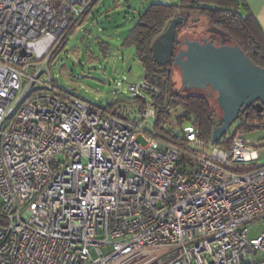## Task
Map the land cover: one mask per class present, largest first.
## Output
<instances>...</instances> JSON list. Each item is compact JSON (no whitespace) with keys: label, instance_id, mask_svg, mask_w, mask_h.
I'll return each instance as SVG.
<instances>
[{"label":"built area","instance_id":"built-area-1","mask_svg":"<svg viewBox=\"0 0 264 264\" xmlns=\"http://www.w3.org/2000/svg\"><path fill=\"white\" fill-rule=\"evenodd\" d=\"M95 1L0 0V264H264L245 132L213 144L187 123L185 155L154 128L156 85L127 83L145 103L129 119L56 93L46 65Z\"/></svg>","mask_w":264,"mask_h":264},{"label":"trees","instance_id":"trees-1","mask_svg":"<svg viewBox=\"0 0 264 264\" xmlns=\"http://www.w3.org/2000/svg\"><path fill=\"white\" fill-rule=\"evenodd\" d=\"M181 9L185 11L187 19L182 15L184 21L177 27L176 45L181 43L178 34L183 26L189 25L196 32H204L209 27H217L230 37V43H238L256 64L264 67V31L244 0L153 2L140 14L138 21L130 29L123 44L135 47L136 56L145 69V81L160 88L158 95L153 96V106L157 110L154 128L168 144L177 145L186 155L187 143L181 135L185 124H196L200 128V137L211 139L214 128L221 124L222 120L213 106V95L210 94V90L208 93L194 89V91L183 92L176 87L173 80L175 51L169 63H160L154 60L153 42L165 31L172 19L178 16L177 13ZM212 34L216 35L215 33ZM54 83L58 95L86 100L61 87L55 79ZM144 104V101L140 99H132L131 97L126 99L118 96L107 104L100 105L110 114L129 119L131 114L127 110L130 107L133 109L142 108ZM176 107H180V112L176 117H173L171 109ZM260 117L261 112L252 105L240 114L239 119L242 122L241 126H243L244 123L252 122ZM172 118L177 128L180 127L178 133H175L174 129L170 127ZM226 134L220 139V144H227L225 141ZM5 225L6 219L0 215V227Z\"/></svg>","mask_w":264,"mask_h":264},{"label":"rangeland","instance_id":"rangeland-1","mask_svg":"<svg viewBox=\"0 0 264 264\" xmlns=\"http://www.w3.org/2000/svg\"><path fill=\"white\" fill-rule=\"evenodd\" d=\"M153 2L177 3L178 0H96L75 26L68 30L66 38L46 65L57 83L76 95L101 105L112 101L115 95L130 98L126 90L127 83L145 81V69L136 56L135 47L126 46L123 42L140 14ZM177 15L185 17V11L181 9ZM199 35V32L187 25L182 27L178 38L183 40L186 37L197 38ZM44 76L45 73L42 74ZM173 80L183 92L194 91L183 84L178 66L173 68ZM118 82L122 85H118ZM215 96L213 94L212 103L221 117L222 111ZM131 108L127 112L130 113L133 110ZM179 109L180 107L171 109L173 117L178 115ZM152 120L150 118L146 122L149 131ZM240 122V119L236 120L226 135L235 131L245 132V136L260 149L259 162L264 163V127L245 129ZM170 127L175 133L180 128H177L173 118L170 120ZM138 141L142 145L147 144L142 135H139ZM262 232L264 218L254 222L251 236ZM108 251V248L104 249V252Z\"/></svg>","mask_w":264,"mask_h":264},{"label":"water","instance_id":"water-1","mask_svg":"<svg viewBox=\"0 0 264 264\" xmlns=\"http://www.w3.org/2000/svg\"><path fill=\"white\" fill-rule=\"evenodd\" d=\"M184 17L173 18L165 31L152 45L154 60L169 63L175 48L176 30ZM207 31L221 35L223 42L230 37L217 27ZM185 49L173 57V64L181 71V80L190 89L210 88L222 111L221 124L212 134V143H219L229 127L239 119L241 113L254 105L258 111L264 110V67L256 64L238 44L216 45L213 40L186 37Z\"/></svg>","mask_w":264,"mask_h":264},{"label":"crops","instance_id":"crops-1","mask_svg":"<svg viewBox=\"0 0 264 264\" xmlns=\"http://www.w3.org/2000/svg\"><path fill=\"white\" fill-rule=\"evenodd\" d=\"M244 1L247 4L248 8L252 11L257 22L264 31V0H244ZM258 150H259V156H261L260 149L258 148Z\"/></svg>","mask_w":264,"mask_h":264},{"label":"flooded vegetation","instance_id":"flooded-vegetation-1","mask_svg":"<svg viewBox=\"0 0 264 264\" xmlns=\"http://www.w3.org/2000/svg\"><path fill=\"white\" fill-rule=\"evenodd\" d=\"M199 33H200V36H199V37H197V38H192V39H199V40L202 41V40L206 37V38H208V40H213V42H214L216 45H222V44H225V43H230V42H223V41H222V36H221V35H218V34L214 35V34H212V32H209V31H204V32H201V31H200ZM207 34H208V36H207ZM217 35H218V36H217ZM184 40H185V38H184L183 40H181V43H180L179 45H176V44H175V48H174L175 54H176L179 50H181V49H185V48H186V44L184 43ZM230 44H233V43H230ZM200 90L205 91V92L208 93V90H210V88L207 87V88H205V89H200ZM214 95H215V93H214Z\"/></svg>","mask_w":264,"mask_h":264}]
</instances>
